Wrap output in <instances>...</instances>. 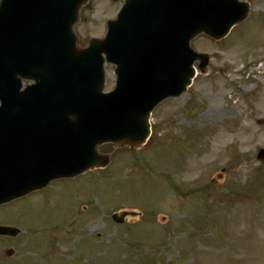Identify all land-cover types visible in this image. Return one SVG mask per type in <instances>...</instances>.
I'll return each mask as SVG.
<instances>
[{"label": "rangeland", "instance_id": "rangeland-1", "mask_svg": "<svg viewBox=\"0 0 264 264\" xmlns=\"http://www.w3.org/2000/svg\"><path fill=\"white\" fill-rule=\"evenodd\" d=\"M250 2L229 35L195 39L211 54L207 73L157 106L146 145L105 144L107 167L47 188L62 207L45 220L46 204L37 212L27 264H264V0ZM120 3L89 1L77 24L82 42L104 34ZM113 69L107 64L106 89ZM23 201L0 212L19 214ZM121 209L141 213L117 222Z\"/></svg>", "mask_w": 264, "mask_h": 264}, {"label": "water", "instance_id": "water-1", "mask_svg": "<svg viewBox=\"0 0 264 264\" xmlns=\"http://www.w3.org/2000/svg\"><path fill=\"white\" fill-rule=\"evenodd\" d=\"M87 1L0 0V203L106 165L105 142L141 146L152 109L186 89L195 60L205 71L208 54L191 40L224 37L250 9L247 0H126L106 35L79 47ZM105 61L116 64L107 92ZM24 78L35 82L21 89Z\"/></svg>", "mask_w": 264, "mask_h": 264}, {"label": "flooded vegetation", "instance_id": "flooded-vegetation-1", "mask_svg": "<svg viewBox=\"0 0 264 264\" xmlns=\"http://www.w3.org/2000/svg\"><path fill=\"white\" fill-rule=\"evenodd\" d=\"M34 194L36 195V193H32L25 197V201L21 204L23 209L19 214H17L20 211L19 208H17L19 210L4 211L5 213L0 212V220H2L0 223L2 222L5 224L16 225L22 228L23 231V226H28V223L35 222L34 219L39 220L40 216L37 212L43 208L44 203L39 204L37 201L35 204L30 206L32 199L29 200L28 198ZM51 196V194H48L47 196L43 194L40 200L44 202ZM21 234L22 232L18 234H0V264H20V262L25 259L24 257L19 256L17 260H14L12 255H8L9 252H13L14 255L17 256L21 245H23V253L30 251L31 241L29 234L23 235L24 239Z\"/></svg>", "mask_w": 264, "mask_h": 264}]
</instances>
